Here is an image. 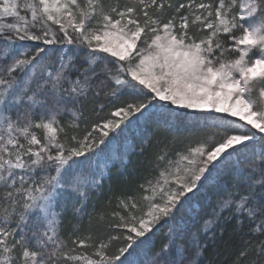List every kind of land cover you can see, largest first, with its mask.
<instances>
[{"label":"snow or ice","instance_id":"1","mask_svg":"<svg viewBox=\"0 0 264 264\" xmlns=\"http://www.w3.org/2000/svg\"><path fill=\"white\" fill-rule=\"evenodd\" d=\"M0 264H264V0H0Z\"/></svg>","mask_w":264,"mask_h":264},{"label":"trees","instance_id":"2","mask_svg":"<svg viewBox=\"0 0 264 264\" xmlns=\"http://www.w3.org/2000/svg\"><path fill=\"white\" fill-rule=\"evenodd\" d=\"M206 255L209 257V258H213V252L211 251V250H209V252L208 253H206ZM223 255H224V253L223 252H221V259L223 258Z\"/></svg>","mask_w":264,"mask_h":264}]
</instances>
